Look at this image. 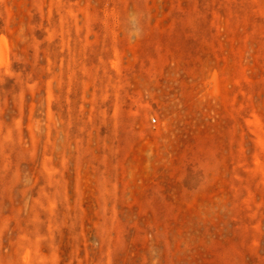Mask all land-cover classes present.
<instances>
[{"label":"rangeland","instance_id":"374dc122","mask_svg":"<svg viewBox=\"0 0 264 264\" xmlns=\"http://www.w3.org/2000/svg\"><path fill=\"white\" fill-rule=\"evenodd\" d=\"M0 264H264V0H0Z\"/></svg>","mask_w":264,"mask_h":264}]
</instances>
